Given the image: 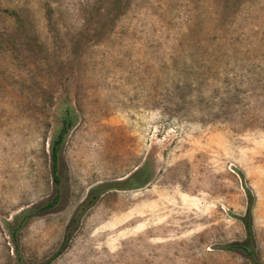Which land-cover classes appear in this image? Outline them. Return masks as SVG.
I'll list each match as a JSON object with an SVG mask.
<instances>
[{"label":"rangeland","instance_id":"rangeland-1","mask_svg":"<svg viewBox=\"0 0 264 264\" xmlns=\"http://www.w3.org/2000/svg\"><path fill=\"white\" fill-rule=\"evenodd\" d=\"M0 264H264V0H0Z\"/></svg>","mask_w":264,"mask_h":264},{"label":"trees","instance_id":"trees-1","mask_svg":"<svg viewBox=\"0 0 264 264\" xmlns=\"http://www.w3.org/2000/svg\"><path fill=\"white\" fill-rule=\"evenodd\" d=\"M75 113L74 110L70 106H63L60 109V127L54 132L51 140H50V157H51V174L53 181L58 186L60 182V178L58 176V163H59V154L62 149V146L65 142V139L70 132V130L74 127L75 124ZM140 172H135L131 176H129L127 179L123 181H117V182H110V183H104L97 185L93 187L88 194V198L82 205L80 206V210L83 212L85 211L90 204L95 201L98 196L103 194L106 191L109 190H116V189H122V188H137L138 187V177ZM56 191L58 193V188H56ZM56 193L55 197L51 202H48L46 204L40 205L38 207L24 210L22 211L16 218V225H10L6 224V228L11 234L12 240L14 244L17 246L18 238L17 235L19 231L22 229L23 224L30 219L31 217L35 216L38 213H41L43 211L49 210L53 208L58 201V194ZM250 205L247 208V212L244 217L241 218V221L245 227L246 235H247V241L246 244L242 245H235L230 244L227 246L228 249L232 248H240L242 250L250 249V253L253 252V238H252V218H251V197L249 196ZM71 230V227L69 231ZM68 231V232H69Z\"/></svg>","mask_w":264,"mask_h":264}]
</instances>
